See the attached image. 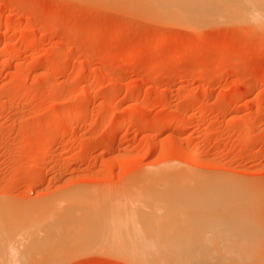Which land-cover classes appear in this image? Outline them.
<instances>
[{
    "label": "rangeland",
    "instance_id": "rangeland-1",
    "mask_svg": "<svg viewBox=\"0 0 264 264\" xmlns=\"http://www.w3.org/2000/svg\"><path fill=\"white\" fill-rule=\"evenodd\" d=\"M124 4L0 0V264L8 249L47 255L33 264H142L108 245L105 222L141 221L145 197L179 194L174 177L188 195L196 178L236 184L239 248L264 264V28Z\"/></svg>",
    "mask_w": 264,
    "mask_h": 264
},
{
    "label": "bare ground",
    "instance_id": "bare-ground-1",
    "mask_svg": "<svg viewBox=\"0 0 264 264\" xmlns=\"http://www.w3.org/2000/svg\"><path fill=\"white\" fill-rule=\"evenodd\" d=\"M124 2H125L124 6L128 5L129 7L132 6V8L137 7L140 10L147 9L145 11H147L148 13L150 12L151 13L150 15H152L153 17L155 16L157 18L165 20V22L167 23H174V24H180V25L182 24L185 26L195 27V25H199L200 23L202 25V22H207V21H209V23L215 22V24L216 23L220 24L222 22H225V23L230 22V24L231 23H237V24L248 23V24H253L255 26H258L260 28L261 27L264 28V0H125V1L123 0V3ZM119 125H121V123ZM159 143L160 141H157V145H159ZM177 171L178 170L175 171L176 174L178 173ZM175 178L176 177H174V180L176 183L174 182V180H173L174 182L173 185L172 183H170L171 186H173L171 190L172 189L174 190L176 188L179 194H177L176 196H174L175 194H171V195L166 194L167 197L164 198L165 195L164 194L161 195L162 194L161 192L160 196L157 194L158 198L157 197L154 198L155 195L151 196L153 198L149 197L150 195L148 197H145V199L143 200V207H141V210H143L144 212L142 213L143 215H141V221L140 219L137 220V218L134 219L136 216L134 218H132L131 216H127V217H130L131 219H127L126 216L124 219V217H120V215H116V214L115 216H112L109 218L107 216L108 220L105 223L108 225V230L106 233L107 239H108V245L115 247V249L117 248L120 249L122 256L128 259V261L133 260L135 262L142 263V264H208V263L218 264L219 262H220L219 264H255V263L258 264V261L255 262V258H254L255 253L253 251L247 250L248 247L245 250L244 248L243 250H241V247L239 248L240 244L241 246H243V244L239 243V241L240 242L246 241L244 238L245 235L242 232V230L247 231V232L246 231L244 232H246L248 237H250V234L248 235L249 231L247 230V227L245 229H241L240 226H243L241 223L242 221L238 223L239 220L237 221L233 219L234 216L237 218L236 216L237 213L233 216L234 213L233 214L230 213V210L228 209L230 206L237 204V202L242 197V196L241 197L238 196L239 193L237 191L238 188H236L237 185L235 184L236 185L235 186L233 184L234 186H232L229 181H227L228 182V185H227V182L225 180L224 182L226 184L224 183L221 186H219L220 184L218 183L222 182L223 179L221 181L219 179L220 182L219 181L216 182L218 179L216 180L214 179L216 183H214L213 179L211 180L207 179L208 182L213 181L212 182L213 184H209V186H206L207 183L205 182L207 181H205L204 179L203 181L205 182L201 181L202 179L199 180L200 178L198 179L196 178L194 180V177H193L192 179L194 181L188 178L189 179V181L187 180L188 183H190L191 181L197 182V184L194 183L195 186L199 187L203 185L201 188L204 191L206 192L209 191L207 190V187H208L210 189L209 192L210 193L212 192L211 195L209 192L208 194L206 192H204L206 194L204 193L200 194L198 192L199 193L198 194L197 189H199L200 187L194 188L195 187L194 186L192 188L191 186V191L188 190V192H190L189 194L192 195L191 196V195L184 193V191L188 189L190 185H187L188 187L184 185L179 186L177 184L178 183L177 178L179 179L181 178L180 177H177L176 179ZM185 179L186 178H184L182 182ZM201 182H203V184H201ZM215 184L219 187H217ZM210 185L214 188L216 186L218 190L215 188L216 191L214 189V192H213L212 187ZM178 186L179 188L181 187L180 189L183 190V191L181 190L182 192L179 191V188H177ZM182 187L186 189L184 190V188ZM232 188H236L237 190L231 192L232 194L228 193L229 191H231L230 189ZM235 193L236 194L238 193V194L236 195ZM189 198H191L193 201L192 202L190 201L189 203H187L189 201L188 200ZM176 200L177 202L185 203L187 207V210L185 211L177 210L176 213L178 215L172 212V208L180 206L179 204H177L178 206L177 205L173 206L174 204H176ZM164 201L166 202L164 203ZM171 203L172 205H170ZM186 207L184 205V207L180 206L179 208L185 209ZM188 209L190 210L188 211ZM137 213L139 212L137 211ZM121 215H123V213ZM178 216H181V217L179 218ZM238 217L240 216L238 215ZM140 223H142L144 226L141 229L138 227L139 226L138 224ZM175 223L177 224L182 223V225L184 224L185 226L183 228H185L187 233L185 234L184 232V235H180L182 233L181 231L183 230V228L181 227L179 228L178 227L179 225L178 226L173 225ZM182 225L180 224V226ZM244 227H245V224H244ZM169 228H172L174 233L176 234H178L177 232H179L178 228L181 229L180 234L179 235L173 234L172 229L170 230ZM174 228H176L177 230ZM82 233L83 232H81V234ZM79 234H80V231H79ZM93 234L95 233L93 232ZM182 240L184 242L187 241L186 244H184V242L181 243L180 241ZM248 240L251 243L250 238H248ZM33 241L34 240H32V242ZM175 242H178V243L180 242L179 244L176 243L177 245H179V248L177 245H175ZM207 242L208 243L211 242L213 245L215 243L217 244L212 247L213 249H211L210 245L207 244L209 246V249H207L206 247L207 245L205 244ZM182 246H184L186 250H181L183 249ZM198 246H202L201 248H203L204 250V253L201 251L203 254L199 251L202 255L198 252L191 251L190 249L194 247L197 250H201L199 249L200 247ZM203 246L205 247V249ZM226 246H229V247L238 246V247L232 248L233 249L232 251L229 250L230 252H227L225 251L227 250V248H224L225 250H223V248L221 249V247H226ZM206 249L208 250L210 255L208 252L207 253L205 252L207 251ZM228 249H231V248H228ZM8 250L10 251L9 257L7 254L8 260L9 259L11 260L14 257V261H13L15 262L14 264L26 263L27 259L25 262L22 260L23 255L25 256L26 253L25 254L23 253L22 257L21 255L19 257V254H21L22 252L15 253L12 249L11 250L8 249ZM171 250H174V251L172 252ZM177 250H181V251L178 252ZM213 250L215 251L214 257L215 258L217 257L216 259L219 260L217 261L218 263H216V260L214 259V257H211L214 260L212 261L211 259L212 262L211 261L209 262L211 252H213ZM221 250L227 253L225 255H224V252L221 254L220 252ZM235 250H238V251H235ZM216 252H220V253L216 254ZM11 254H14V255H11ZM40 255H42V252H39L38 254L35 252L34 256L36 257L32 259L33 255L30 254L29 255L30 261H33V260L34 261L32 263H28L29 262L28 261L27 263L33 264L34 262H37L38 260L40 261L41 260ZM42 256H41L42 260L43 258L46 259L47 257V255L45 254ZM37 257H39V259ZM17 258H19V260L21 259L23 262L22 261L18 262ZM35 258L37 260H35ZM10 260L7 261L8 264H13L11 263Z\"/></svg>",
    "mask_w": 264,
    "mask_h": 264
}]
</instances>
